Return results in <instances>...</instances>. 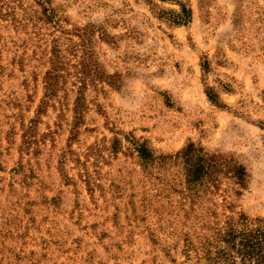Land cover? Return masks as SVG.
Returning a JSON list of instances; mask_svg holds the SVG:
<instances>
[{"label":"rangeland","instance_id":"1","mask_svg":"<svg viewBox=\"0 0 264 264\" xmlns=\"http://www.w3.org/2000/svg\"><path fill=\"white\" fill-rule=\"evenodd\" d=\"M190 142L246 183L191 187ZM242 215L264 217V0H0V264H213Z\"/></svg>","mask_w":264,"mask_h":264},{"label":"trees","instance_id":"2","mask_svg":"<svg viewBox=\"0 0 264 264\" xmlns=\"http://www.w3.org/2000/svg\"><path fill=\"white\" fill-rule=\"evenodd\" d=\"M182 13L190 17L191 9L182 5ZM79 36L84 39V35ZM59 57L60 54L56 52L50 72L56 73L61 69ZM78 93L77 108L83 99V92ZM209 97L218 103L212 94L209 93ZM137 150L147 164L155 158L152 150L144 144L138 145ZM181 155L185 161L187 182L191 187L205 181L216 187L224 177L233 178L241 185L246 183L247 170L233 157L209 153L194 142H190L181 151ZM207 245L210 247L209 259L213 264H264V217L249 218L242 215L238 221H231L224 228L217 229L214 236L207 240Z\"/></svg>","mask_w":264,"mask_h":264}]
</instances>
